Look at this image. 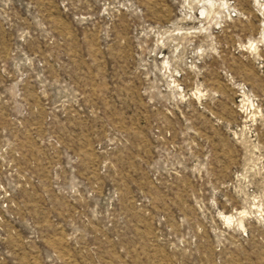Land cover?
I'll use <instances>...</instances> for the list:
<instances>
[{
    "label": "rangeland",
    "instance_id": "rangeland-1",
    "mask_svg": "<svg viewBox=\"0 0 264 264\" xmlns=\"http://www.w3.org/2000/svg\"><path fill=\"white\" fill-rule=\"evenodd\" d=\"M0 264H264V0H0Z\"/></svg>",
    "mask_w": 264,
    "mask_h": 264
},
{
    "label": "bare ground",
    "instance_id": "bare-ground-1",
    "mask_svg": "<svg viewBox=\"0 0 264 264\" xmlns=\"http://www.w3.org/2000/svg\"><path fill=\"white\" fill-rule=\"evenodd\" d=\"M224 220L226 221V222H230L231 221V218L230 217H224ZM240 224V223H239ZM241 225V224H240Z\"/></svg>",
    "mask_w": 264,
    "mask_h": 264
}]
</instances>
